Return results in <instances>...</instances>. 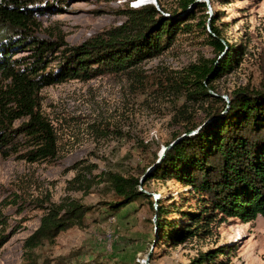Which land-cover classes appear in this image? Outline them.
<instances>
[{"label":"rangeland","instance_id":"rangeland-1","mask_svg":"<svg viewBox=\"0 0 264 264\" xmlns=\"http://www.w3.org/2000/svg\"><path fill=\"white\" fill-rule=\"evenodd\" d=\"M138 1L146 0H43L35 26L23 35L57 46L46 68L55 72L70 49L124 24L125 11ZM147 2L164 7L167 18L178 13L175 19L191 23L193 32L177 35L162 54L127 72L42 89L39 109L56 134L55 157L27 161V153L36 149L26 133L29 121L14 122L15 147L0 149V264H191L201 253L218 248L227 249L221 264H264L261 216L244 223L219 214L221 221L212 224L209 235L179 246L161 240L155 219L160 201L176 203L183 211L199 204L193 189L174 179L150 180L140 188L146 199L117 213L109 211L117 201L106 182L110 174L144 183L156 155L161 157L174 136L184 134L185 123H208L216 98L230 102L234 92L264 82V0H197L207 5V12H197L196 5L184 11L181 0ZM212 25L227 49H234V61L228 72L207 84L212 98L196 103L175 84L192 65L227 57L210 44L206 33ZM30 45L15 59L31 63ZM8 84L1 77L0 89L6 91ZM72 201L89 207L85 224L30 250L28 240L50 207ZM172 217L182 218L178 212Z\"/></svg>","mask_w":264,"mask_h":264},{"label":"trees","instance_id":"trees-1","mask_svg":"<svg viewBox=\"0 0 264 264\" xmlns=\"http://www.w3.org/2000/svg\"><path fill=\"white\" fill-rule=\"evenodd\" d=\"M196 1L181 0L182 10L196 5L197 12H207V5ZM42 3L43 0H0V79L4 77L9 83L6 91L0 89V149L15 147L17 131L13 130V124L27 118L26 133L35 140L36 149L25 158L32 163L57 154L56 134L39 109L42 89L70 80L89 81L106 73L127 72L162 54L172 46L177 35L193 32L191 23L175 19L178 13H173L174 18L163 15L162 6L157 8L150 3L131 7L125 11L124 24L109 31L107 36L94 37L70 49L60 68L47 72V59L57 46L45 40L32 41L23 35L35 26L34 18L40 14ZM200 25L204 28L205 22ZM206 35L215 50L227 57L220 62L192 65L176 81L179 92L184 91L186 98L196 103L212 98L207 84L228 72L234 61V49L228 50L220 41V32L214 25ZM28 42H31L28 49L34 50L33 61L21 63L15 56ZM214 103L207 112L208 123L187 121L184 134L175 135L166 146L184 137L167 150L162 160L156 155L144 183L140 178L109 175L106 182L117 198L109 206L110 212L117 213L131 203L146 199L140 188L150 180L174 179L192 188L199 204L191 211L179 210L176 203L169 206L160 201L157 204L158 237L173 246L209 235L212 224L221 221L219 214L244 223L258 216L264 218V82L256 89L234 92L230 102L216 98ZM141 173L145 175L147 171ZM89 211L79 201L50 207L28 240L30 250L45 241H54L63 231L84 225ZM176 212L182 216L180 221L172 217ZM226 250L218 248L201 253L191 264H221Z\"/></svg>","mask_w":264,"mask_h":264},{"label":"water","instance_id":"water-1","mask_svg":"<svg viewBox=\"0 0 264 264\" xmlns=\"http://www.w3.org/2000/svg\"><path fill=\"white\" fill-rule=\"evenodd\" d=\"M180 139H181V138H180ZM180 139H179V140H180ZM179 140H177L175 143L171 144L169 147H166V148H165V150L163 151V154H162L161 157H160V160H162V159L165 157L167 150H168L169 148H171L172 146H174ZM160 160H159V161H160Z\"/></svg>","mask_w":264,"mask_h":264},{"label":"bare ground","instance_id":"bare-ground-1","mask_svg":"<svg viewBox=\"0 0 264 264\" xmlns=\"http://www.w3.org/2000/svg\"><path fill=\"white\" fill-rule=\"evenodd\" d=\"M140 2V1H139Z\"/></svg>","mask_w":264,"mask_h":264}]
</instances>
